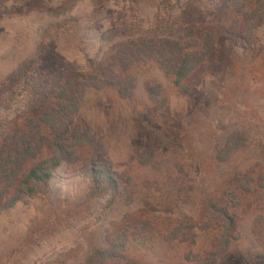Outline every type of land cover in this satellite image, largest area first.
<instances>
[{"label": "rangeland", "instance_id": "obj_1", "mask_svg": "<svg viewBox=\"0 0 264 264\" xmlns=\"http://www.w3.org/2000/svg\"><path fill=\"white\" fill-rule=\"evenodd\" d=\"M188 1L0 0V164L9 163L0 169V264H133L108 251L115 237L140 233L147 221L156 232L195 221L194 253L206 259L213 250L203 203L264 162V24L252 41L237 40L224 30L238 19L227 11L230 0ZM186 19L214 29L219 66L209 77L194 70L178 86V54L164 47L198 41L176 30ZM33 75L74 82L62 90L74 105L67 116L54 104L40 115L76 158L52 170L39 197L12 205L22 176L51 156L38 137L31 154L22 144L40 123L31 106ZM238 132L248 135L246 145L219 162ZM12 165L17 177L8 192L3 173ZM100 167L118 185L103 182ZM248 201L240 239L219 264L253 255L256 235L264 247V198Z\"/></svg>", "mask_w": 264, "mask_h": 264}, {"label": "trees", "instance_id": "obj_2", "mask_svg": "<svg viewBox=\"0 0 264 264\" xmlns=\"http://www.w3.org/2000/svg\"><path fill=\"white\" fill-rule=\"evenodd\" d=\"M198 2L200 1L190 0L187 4L189 6L198 4ZM227 11L238 15V19L224 25L227 34L238 38L237 40L252 41L257 30L264 24V0H230L227 3ZM170 30L175 29L166 31ZM176 30L185 31L191 40H198L187 46L177 41L165 45L164 48L173 50L178 54L176 59L178 64L175 65L173 71L176 84L181 86L194 70H198L202 77L211 76L214 68L219 66L217 57L220 54L218 36L214 29L195 20H188L178 25ZM191 48L197 50L192 52ZM41 63L42 61H40ZM40 64L38 63L37 66ZM89 64L90 69L97 71L98 66L95 60H90ZM102 64L99 63V66ZM32 82L36 87L34 93L36 98L32 100L31 106L37 114L40 115L42 107L54 104L58 112L67 116V107H74L72 99L68 97L66 92H62L64 86H73L74 82L70 83L68 79L63 80V76L45 78L43 75H33ZM29 83L30 81H27V84ZM185 91L188 95L192 92L191 88ZM39 121L37 128H34L29 135L30 141H22L24 150L27 154H31L32 143L38 137L39 148L43 151L47 150L51 156L46 158L43 163L33 167L28 175L22 176L19 185L16 187L17 197L13 199L12 205L23 200L25 196L28 198L39 197L40 185L43 182L49 184L53 178L52 170L61 168L67 162H74L76 158V153L69 150L59 129L51 122V119L40 115ZM0 127H2L1 124ZM247 138L248 135L245 132L232 134L221 153L219 151L217 160L222 163L227 162L246 145ZM151 155L155 158V151H152ZM1 163L0 169L5 170V166H9L8 161L3 160ZM9 171L7 176L4 175L6 172L3 173V178L6 179L5 183L2 181L8 192L15 186L17 177L14 175L13 165L12 168L9 167ZM88 171L95 172L94 169H88ZM99 172L103 182L118 185L115 173H109L102 167H100ZM115 188L118 190L117 186ZM255 196L258 199L264 198V162H257L254 166L238 173L227 188L219 190L215 196L203 203L204 215L207 220L204 228L209 231L214 240L213 250L208 253L206 259H202L201 255L194 253V248L198 245L199 240L196 232L199 226L195 221L173 225L166 232H156L153 230V223L147 221L140 233L124 231L115 237L114 243L111 245L112 249L108 253L113 256L114 260L127 259L133 264H141L140 262L143 261H150L153 264H219V260L224 256L231 255L235 244L239 241L240 211L249 204L248 200L255 198ZM115 197L116 195L113 198ZM117 203L113 199V202L107 207L108 211L113 210ZM256 240L258 247L253 255L242 258L237 264H264V247L260 236L256 235Z\"/></svg>", "mask_w": 264, "mask_h": 264}]
</instances>
